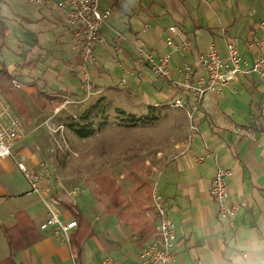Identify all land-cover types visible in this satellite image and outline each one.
I'll use <instances>...</instances> for the list:
<instances>
[{"label": "crops", "instance_id": "1", "mask_svg": "<svg viewBox=\"0 0 264 264\" xmlns=\"http://www.w3.org/2000/svg\"><path fill=\"white\" fill-rule=\"evenodd\" d=\"M54 1L58 0H45L43 4L0 0V21L8 23V34L12 28L20 30V62L10 70L19 75L20 88L13 87V91L23 103L29 125L38 129L24 105L36 94L48 102L77 105L80 102L74 97L79 98L77 95L85 91L89 97L104 96L115 102L118 98L130 99L133 95L125 91L131 80L152 82L157 88L159 81L153 79L148 64L122 88L118 62L140 66L136 50L139 44L146 45L156 56L171 52L164 36L169 25L177 24L191 37L192 46L184 53L174 52L170 62L172 78L161 77V88L168 92V106L160 109L166 120L162 126L158 120L141 124L145 127L134 126L131 149H126L128 143L119 138L115 157L120 162L144 164L149 183L155 185L158 195L169 200L178 233L175 264H264V81L252 73L239 75L221 93L207 94L193 114L191 108L171 106L177 92L175 81L181 78L179 66L185 61L197 64L199 55L207 53L212 45L227 59V44L235 42L244 57L253 61L259 51L249 47L248 39L264 21V0H106L104 10L109 3L114 7L102 26L104 42L99 46L97 60L89 65V87L83 86L77 66L81 56L74 48L73 33L64 24L62 11L52 6ZM258 30L264 37V29ZM119 32L126 39L122 48L115 50L113 39ZM14 47L8 43L9 49ZM197 72L202 73L201 69ZM12 104L19 110L13 101ZM175 136L178 138L172 139ZM20 154L30 163L39 160L30 151ZM140 168L137 172L144 171ZM218 168L232 171L229 200L239 205L233 226L219 218L218 204L211 194ZM21 185L10 195L16 202L0 194V262L10 255L3 227H17L11 239L17 264H73L69 248L58 243L50 230L40 228L48 217L42 196L32 192L30 185ZM153 188L127 198L137 210L146 209L149 217L153 215L148 211L153 205ZM85 195L86 191L77 204L71 202L87 216ZM117 227L109 241V255L98 261L136 263L143 246L157 238L132 232L120 219ZM80 249L76 252L79 260L86 263V242Z\"/></svg>", "mask_w": 264, "mask_h": 264}, {"label": "rangeland", "instance_id": "2", "mask_svg": "<svg viewBox=\"0 0 264 264\" xmlns=\"http://www.w3.org/2000/svg\"><path fill=\"white\" fill-rule=\"evenodd\" d=\"M105 1L103 0L101 3V10ZM19 35L20 30L12 28L6 41L15 47L14 49H4L0 53L1 63L5 62L12 69L20 62ZM77 66L80 70L79 64ZM152 75L153 79L159 81L157 88L153 86L152 82L137 83L131 80L125 92L133 97L127 100L118 98V102L107 100L104 96L89 97L85 91L77 95L79 98L74 97L80 102L79 104L71 102L62 105V102L57 104L58 100H55L54 103L48 102L36 94L32 100H26L27 102L24 104L31 113V120L36 121V126H38L36 131L32 125H29L23 113H18L19 110L14 106L22 117L26 135L20 143L11 148L14 157L10 156L0 160V194L8 195L11 202H16L15 197L10 195L22 186V182L26 186L30 185L19 167V163H23L27 168H32L39 173L48 170L50 175H45L47 180L44 181V185L47 191L44 193L54 197L58 196L61 202L74 201L77 204L86 191V215L96 229V237L93 236L86 240V263L81 262L79 257L77 258L81 264L96 263L102 257L109 255L111 248L109 241L113 240L112 231L115 226L117 227L119 217L108 212H112L111 209L115 207V204L129 196L145 194L143 192L147 190L146 188H150V190L155 188V185L152 186V183H149L147 179L144 164L130 161L120 162L114 154L116 140L123 139L128 143L125 148L130 150L129 142L134 126L145 127L141 124L131 125L127 115L141 117L150 112V114L159 116L157 121L159 126H162L166 120L160 112L162 107L168 106L167 99L165 100V94L168 92L161 88L164 79ZM248 76L252 82L253 75ZM115 81H117V77ZM32 101L35 102L32 103ZM151 106L155 107L153 111H150ZM118 110H124L126 115L121 114ZM45 114L48 115L45 116ZM86 114L90 116V122H93L95 131L88 137H80L71 125L84 126L88 123L83 119ZM176 137L172 139H177L178 137ZM20 151L35 153L39 160L30 163L24 156L22 157ZM137 168L144 171L137 172ZM54 175L62 178V185L55 182ZM146 181L148 184H144ZM44 193H42L43 196H47ZM102 212L104 214L100 215ZM157 233L158 238V228ZM77 239L79 238H76L73 233L72 241L75 252L81 250Z\"/></svg>", "mask_w": 264, "mask_h": 264}, {"label": "built area", "instance_id": "3", "mask_svg": "<svg viewBox=\"0 0 264 264\" xmlns=\"http://www.w3.org/2000/svg\"><path fill=\"white\" fill-rule=\"evenodd\" d=\"M36 4H43L45 0H30ZM100 0H58L52 6L61 10L63 21L73 33L74 48L81 56L79 63L82 73L83 86H90L89 65L96 62L98 49L104 42L102 26L106 18L111 14L114 5L109 3L104 11L100 9ZM259 28L264 29V21L257 29L252 31L248 43L252 49H258V54L252 62H249L240 52L235 42L227 44L228 58H223L214 45L207 53L198 57L197 64L185 61L178 68L181 75L175 81L177 92L171 99V106L176 108H191L192 114L199 107L202 99L207 94L221 93L239 75L252 73L260 81H264V37L260 35ZM126 36L119 32L113 39V48H122V42ZM164 42L172 48V51L162 56H156L144 44L136 46L139 54V65L132 67L119 61L122 77L119 82L121 87H126L129 79L142 72V66L148 64L152 73L158 77L172 78L170 62L174 52L184 53L192 46L191 37L182 31L177 24L167 27ZM201 69L202 73L197 74ZM15 88H20V82L13 81ZM189 113V112H188ZM190 114V113H189ZM25 128L20 115L15 110L11 99L0 89V160L6 157H14L11 148L17 145L25 137ZM19 167L24 172L32 192L40 194L46 205L48 217L40 225L41 230H50L56 241L70 250L73 264H81L77 260L78 254L74 251L72 234L78 226L77 220L69 206L62 203L52 195L43 196L46 190L44 181L49 171L37 172L27 168L23 163ZM232 171L229 168H218L211 186V194L218 204V216L230 225L237 215L239 205L230 202V178ZM58 185H62V178L53 176ZM152 204L159 215L158 238L145 244L140 251L139 259L133 264H175L177 261V225L169 212V200L157 194L155 189ZM90 264H117L111 260H102Z\"/></svg>", "mask_w": 264, "mask_h": 264}, {"label": "trees", "instance_id": "4", "mask_svg": "<svg viewBox=\"0 0 264 264\" xmlns=\"http://www.w3.org/2000/svg\"><path fill=\"white\" fill-rule=\"evenodd\" d=\"M9 33V25L7 22L0 21V53L4 51V49L8 48V43L6 41ZM19 75L14 71H11L9 66L2 62L0 66V89L2 92L8 96L11 101L19 108L21 113L25 112L23 103L18 99L16 94L13 91V81L17 79ZM167 103V101H166ZM154 106H151V110L153 111ZM123 115L125 114L124 110H118ZM128 121L131 125H138V124H149L157 121L159 116L154 114H146L141 117H137L135 115H127ZM85 121H88L84 126H80L79 124H72V129L80 136V137H88L92 135L95 131L93 122H90V116L86 114L83 118ZM58 198V196H55ZM59 199V198H58ZM63 202V201H62ZM65 205L69 206L72 214L77 220L78 226L74 231V235L77 239V244L79 248L86 242L88 238L93 237L96 232L93 227V224L84 215V213L79 209V207L72 202H63ZM148 211H152L153 215L149 217L147 215V210H137L133 203L128 199H122L115 204V207L111 213H117L119 219L124 222L126 226L132 232H137L143 237H147L148 235L152 234L157 236V223L159 221V215L155 211L154 205H149ZM23 215L24 212H21L20 215ZM17 227L15 228H6L3 227V232L8 239L10 244V255L9 257L1 261L0 264H17L14 258V250L13 246H11V239L13 241V235H16Z\"/></svg>", "mask_w": 264, "mask_h": 264}]
</instances>
